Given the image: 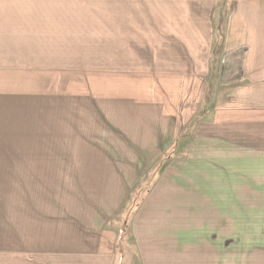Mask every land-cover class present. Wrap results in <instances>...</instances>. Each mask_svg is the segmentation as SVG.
I'll use <instances>...</instances> for the list:
<instances>
[{
  "label": "crops",
  "instance_id": "1",
  "mask_svg": "<svg viewBox=\"0 0 264 264\" xmlns=\"http://www.w3.org/2000/svg\"><path fill=\"white\" fill-rule=\"evenodd\" d=\"M121 8L125 14L127 8ZM158 8L185 14L182 22L189 34L173 46L200 67L196 70L201 74L210 70L218 35L225 46L250 47L249 76L255 78L259 71L264 79V0H184L183 6ZM8 12L0 17V25L8 24V33L0 30V88L9 87L0 92V134H9L7 148H2L0 135V264H202L193 261V250L204 253L193 236L188 242H174L171 249V242L160 234L164 225L152 230L150 240V231L135 216L123 227L120 220L130 191L138 187L129 188V171L136 174L139 167L130 164L131 158H164L156 154L167 148H161L163 138L165 143L172 135L177 142L198 113L186 122L187 104L181 107L168 100L159 85L145 84L138 67L150 58L136 41L120 55L127 69H115L111 43L95 44L91 58L70 56L86 50L78 46L74 29L36 30L33 37L19 29L23 39L12 37L8 30L14 16ZM140 13H132V24L140 20ZM102 14L112 29L113 12L105 8ZM216 14L220 25L214 29ZM116 18L122 24L124 16ZM32 61L36 63L29 66ZM258 63H263L262 70ZM12 143L16 148H10ZM49 159L88 161L80 160L79 171H61L56 178L49 172ZM175 185L166 182L156 200L163 208L153 215L159 223L167 220L170 230L176 209H170L169 193ZM54 191H60L56 194L64 201ZM49 198L55 200L53 207ZM210 228L197 226L202 234ZM121 242L127 250L123 254Z\"/></svg>",
  "mask_w": 264,
  "mask_h": 264
},
{
  "label": "rangeland",
  "instance_id": "2",
  "mask_svg": "<svg viewBox=\"0 0 264 264\" xmlns=\"http://www.w3.org/2000/svg\"><path fill=\"white\" fill-rule=\"evenodd\" d=\"M170 5L183 6L184 0H0V17L2 11L13 14L14 24L8 31L12 37L21 39L19 29L28 37H33L36 30L74 29L79 36L78 46L86 50L71 52L70 56L80 53L91 58L95 55L91 50L95 44L101 47L111 43L115 69H127L126 65L121 66L123 49L136 42L139 47L143 45L145 58H150L138 67V71L144 72L145 84L159 85L166 98L176 100L181 107L187 104V114H183L186 122L192 114H198L192 126L183 130L186 135L178 136L177 142L172 135L165 143L163 138L161 148H167L156 154L163 153L164 158H131L130 164L139 167L136 174L132 169L129 171V188L138 187L130 191L128 204L120 217L122 227L135 216V221L150 231L152 240V230H159L164 225L160 234L171 242V249L174 242H188L193 236L194 244L204 251L193 250L194 262L264 264V79L260 78L259 71L257 77L249 76L253 72L248 62L250 47L225 46L224 40H217L218 35L213 51L218 54L212 59L210 70L201 74L196 70L200 67L186 61L184 54L173 46L189 33L182 22L185 14L158 8ZM121 7L127 8L125 14ZM105 8L113 12L112 29L102 14ZM135 11L142 13L140 20L132 24ZM118 16H124L122 24L118 23ZM222 16L226 20L227 14L223 12ZM7 25H0V30L5 28L8 33ZM219 25L216 14L214 29ZM35 63L32 61L28 65ZM258 64V70H262L263 63ZM252 87L254 89H248ZM8 88L1 87L0 92ZM0 135L2 148H7L9 134ZM10 148H16V144L12 143ZM80 160L88 161L49 159V172L56 173L51 176L58 178L61 171H79ZM158 181L161 184L155 189ZM172 181L176 185L170 189L169 203L176 213L175 222L171 219L170 224L175 225V231L169 229L167 220L161 219L159 223L153 219L154 212L163 208L156 200L162 197L166 182ZM57 192L60 191L52 194L64 201ZM54 201L49 198V207H53ZM63 204L72 208L71 204ZM199 225L213 228L202 234L200 229L197 230ZM180 227H183L181 232ZM205 236L207 239L202 238ZM119 248L121 254L123 250L127 251L126 247L122 249V242ZM131 256L136 262L132 251Z\"/></svg>",
  "mask_w": 264,
  "mask_h": 264
},
{
  "label": "trees",
  "instance_id": "3",
  "mask_svg": "<svg viewBox=\"0 0 264 264\" xmlns=\"http://www.w3.org/2000/svg\"><path fill=\"white\" fill-rule=\"evenodd\" d=\"M217 54H218L217 51H215L214 53L212 52V58H211V61H210V65L212 64V59L215 58V57L217 56ZM195 119H196V118H195ZM195 119H194V120H195ZM194 120L191 122V124L189 125V127L192 126Z\"/></svg>",
  "mask_w": 264,
  "mask_h": 264
}]
</instances>
